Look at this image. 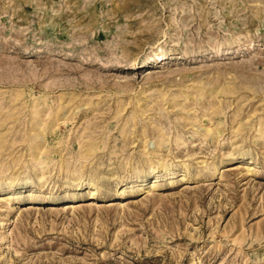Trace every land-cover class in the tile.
<instances>
[{"label":"rangeland","instance_id":"1","mask_svg":"<svg viewBox=\"0 0 264 264\" xmlns=\"http://www.w3.org/2000/svg\"><path fill=\"white\" fill-rule=\"evenodd\" d=\"M0 264H264V0H0Z\"/></svg>","mask_w":264,"mask_h":264}]
</instances>
